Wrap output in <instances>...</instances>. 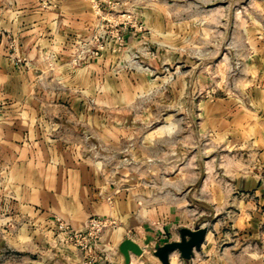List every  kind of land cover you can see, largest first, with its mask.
<instances>
[{"label":"crops","instance_id":"obj_1","mask_svg":"<svg viewBox=\"0 0 264 264\" xmlns=\"http://www.w3.org/2000/svg\"><path fill=\"white\" fill-rule=\"evenodd\" d=\"M112 1L168 40L173 1ZM258 11L260 17L241 20L235 39L246 74L239 95L201 101L194 141L203 138L205 146L194 145L186 162L181 148L176 160L157 163L154 153L169 131L141 140L135 126H122L132 87L112 69L121 55L112 42L93 62L71 64L74 43L110 15L99 18L86 0H0V200L10 203L4 214L41 229L57 228L60 220L80 231L90 217L108 220L101 235L108 259L97 264H125L119 251L125 239L143 249L140 256L131 253L130 264H161L155 249L179 240L182 228L200 226L207 231L192 258L175 251L170 264H264V2ZM126 37L133 44L131 33ZM11 39L25 62L11 58ZM42 53L56 60L53 69ZM129 142L146 158L144 174L107 178L102 155H119ZM158 169L161 178L154 175ZM79 256L70 247L35 264H80Z\"/></svg>","mask_w":264,"mask_h":264},{"label":"rangeland","instance_id":"obj_2","mask_svg":"<svg viewBox=\"0 0 264 264\" xmlns=\"http://www.w3.org/2000/svg\"><path fill=\"white\" fill-rule=\"evenodd\" d=\"M86 1L96 16L102 18L109 14L110 18L103 19L89 37L74 43L76 51L71 59L72 66L93 62L112 42L114 51L121 54L113 58L112 69L115 75H127L132 87L127 96L129 105L122 111L128 118L121 122L122 126H135L142 134L141 140L149 132L160 135V129L169 131L162 149L158 148L154 153V162L159 163L157 159L161 157L173 161L181 148H185V162L190 160L194 145L205 146L203 138L201 143L194 141V131L202 124L199 103L239 95L238 88L246 74L242 71L243 58L237 48L236 35L241 33V20L261 16L258 3L264 0H170L177 5L170 10L168 40L160 36L159 30L143 25L131 8L120 9L112 0H100L98 9L90 0ZM128 33L132 35L131 45L126 37ZM9 44L11 58L16 63L25 62L15 55L16 41L11 39ZM42 54L43 64L53 69L56 60L49 54ZM133 150L134 144L129 142L119 155L107 151L102 155L107 178L121 182L129 176L144 174L146 158ZM171 172L175 170L168 171L169 175ZM154 175L161 178L164 171L154 170ZM158 188H161L160 184ZM164 188L175 190L170 186ZM7 204L10 203L0 200V264L45 263L43 258L57 256L70 247L79 252L80 264H97L99 258L108 259L101 240L99 247L91 245L88 251L79 244V238L60 228L59 224L65 222L59 220L57 228L41 229L27 218L17 219L4 214L3 207ZM261 238L264 241V234ZM19 242L25 247L18 249Z\"/></svg>","mask_w":264,"mask_h":264},{"label":"water","instance_id":"obj_3","mask_svg":"<svg viewBox=\"0 0 264 264\" xmlns=\"http://www.w3.org/2000/svg\"><path fill=\"white\" fill-rule=\"evenodd\" d=\"M207 228L200 226L197 229L182 228L180 230V239L177 241H168L153 251L161 264H170V255L178 251L180 257L184 260H190L193 256V250L198 249L204 241ZM119 246L120 253L124 256V263L130 264L131 253L137 256L143 254V249L137 243L125 239Z\"/></svg>","mask_w":264,"mask_h":264},{"label":"built area","instance_id":"obj_4","mask_svg":"<svg viewBox=\"0 0 264 264\" xmlns=\"http://www.w3.org/2000/svg\"><path fill=\"white\" fill-rule=\"evenodd\" d=\"M90 1L94 4V7L100 9V0ZM94 52L96 53V51H93L92 53ZM108 223L109 221L106 219L93 216L88 219L85 228L80 231L73 229L72 226L65 223H60L59 226L66 231V233L79 238V244H82L84 248H87V250L90 251L91 245L94 247L100 246L102 231Z\"/></svg>","mask_w":264,"mask_h":264}]
</instances>
